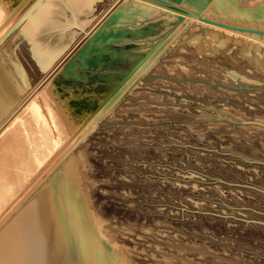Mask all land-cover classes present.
Here are the masks:
<instances>
[{
	"label": "rangeland",
	"instance_id": "obj_1",
	"mask_svg": "<svg viewBox=\"0 0 264 264\" xmlns=\"http://www.w3.org/2000/svg\"><path fill=\"white\" fill-rule=\"evenodd\" d=\"M31 1L0 0L6 17L0 31ZM112 2L96 0L87 18L91 21L81 31L70 18L75 35L69 52L43 82L18 31L0 45V82L10 81L17 92L0 121L27 93L26 103L38 100L45 83L63 114L53 105L47 112L53 123V115L60 118L65 131L54 156L24 183L8 208L18 197H33L46 188L56 211L62 264H84L90 240L87 215L95 219L100 248L93 244L98 250L91 255L92 264H264V38L182 29L147 76L84 133L99 111L84 125L74 124L53 93V76L73 58L75 68L90 73L119 66L123 57L115 52V42L128 38L152 44L176 29L163 13L153 12L160 19L148 16L136 5L127 9L124 1L104 17ZM234 3L237 25L263 28L264 0ZM121 10L130 11L127 22L142 17L148 18L146 24L139 32L127 28L109 35L113 28L100 30L110 14ZM94 22L95 29L84 37ZM58 34L54 30L41 38L60 43ZM105 36L113 47L101 44ZM11 117L8 123L16 115ZM67 147L72 154H64L47 174ZM71 159L77 181L69 173Z\"/></svg>",
	"mask_w": 264,
	"mask_h": 264
},
{
	"label": "bare ground",
	"instance_id": "obj_2",
	"mask_svg": "<svg viewBox=\"0 0 264 264\" xmlns=\"http://www.w3.org/2000/svg\"><path fill=\"white\" fill-rule=\"evenodd\" d=\"M95 1L96 0H32L23 8L22 12L18 14L15 19L10 20V22L3 27V30L0 31V45L15 31H18V36H20L29 46V53L32 61L38 68L39 72L44 74L41 81L43 82L45 78L47 80L49 78L48 76L53 75L58 68L57 66L59 63L64 60V57H66L69 52L68 47L71 43L70 40L74 37L73 35H75V33H72L74 31L73 29L70 30L71 28L69 26H71V23L68 24V21L70 22V18L72 21L73 18V22H75V26L78 25L77 27L79 31L83 30L91 21L87 18L91 14ZM121 1L124 0H113L111 10H113ZM135 5L141 8L145 13L147 12L148 16L153 15L152 17L158 19H160V17L154 15L153 12L159 11L163 13L169 23H173L175 16L179 15L159 6L158 4L145 0H133L131 8L136 7ZM125 7L127 8V5ZM236 12L237 15L235 16L238 17L239 13L238 11ZM102 18L103 17L100 16V19H98L102 21ZM5 19L4 12L0 9L1 28ZM79 19H81V21L78 23ZM183 19L185 21L177 24L175 31L160 43L161 45L159 46L161 48L157 49L153 58L139 71L134 73L132 80L121 90L119 96L116 97L106 109L101 108L83 132L99 123L144 77L147 76L148 72L159 61L165 51L175 42L182 29L187 30L190 27H199V31L201 32L205 30L209 32L215 31L217 33H224L225 35H239L243 36V38L248 36H259V39L264 38V26L263 28H259L256 23L254 24V27L249 25L246 26L244 24L237 25L233 21V16L223 18V23L228 25L234 24L237 27L252 29L261 33L248 34L235 32L201 23L194 18L184 16ZM99 20L97 22H99ZM213 20L217 19L214 17ZM97 22H94L87 32H83L84 37L89 36V34L95 29ZM54 30L59 31V37L62 35V42L59 40L60 43H58L56 40L53 44H49L47 38H41V35L45 34L49 36ZM232 40L234 39H231V41ZM262 48H264V46H262ZM60 56H62L59 59L60 62L59 60L56 61ZM226 74L232 79L242 82V77H239L230 71ZM7 82L8 83H6V81H4V83H2V81L0 82V119L13 104L17 96L16 88L10 86V81ZM44 85L45 86L42 90H39L40 98L38 100L35 101V99H30L31 101L26 103L25 101H27L30 96L29 93H27L25 97L11 109L7 116L0 121V228L6 222V224L0 229V264H62L59 261L60 246L57 234L58 229L54 224L55 220H53L56 211L52 207L51 199L49 198V193L46 188H40L38 193L33 192V197L29 194L30 197H27V194L20 196V198L18 197L16 202L8 208L13 200L12 198L14 196L17 198L18 195L16 194L18 192L20 194L19 190L24 183L32 177V175L38 172L42 164L49 157L54 156L57 139L65 138V131L63 130L60 118L56 119L54 117L56 115H53V123L47 109L50 105H53L57 108L56 110L58 113L63 114V112L62 110L60 111V108L54 103L49 88L45 83ZM243 86L246 85L243 84ZM233 88L236 87L234 86ZM245 88L250 89L249 87ZM36 91L37 90H35V92ZM12 115H16V117H14L13 121L8 123V120H10L8 118H12ZM72 136L74 135L72 134ZM69 148L70 147H67L61 155H58L56 159L54 158L55 160L47 171L51 168L53 169L58 161L63 158L64 154L65 156L66 154L67 156L72 154L71 151L69 152ZM68 166L72 179H75L77 175L76 161L71 159ZM47 171L40 174L39 179L37 178L39 182L45 179ZM49 173L50 172L48 171L47 174ZM75 180L77 181V179ZM43 182L44 181L38 184V186L41 187ZM75 184H77V182ZM32 191L30 194H32ZM64 193L63 195H65ZM73 195H75V192ZM20 206L23 207L21 208ZM11 216L12 218H10ZM87 216V233L89 234L88 237L90 240L87 239L85 245H87V251L89 254H85V260L83 262L84 264H92L93 258L91 255L93 254L94 249L98 250L100 248L93 228L95 219L92 218L91 220L89 218L90 215ZM8 219L10 220L7 222ZM93 244L97 246L98 249H96L95 246L93 247ZM95 253L96 252H94V254Z\"/></svg>",
	"mask_w": 264,
	"mask_h": 264
},
{
	"label": "water",
	"instance_id": "obj_3",
	"mask_svg": "<svg viewBox=\"0 0 264 264\" xmlns=\"http://www.w3.org/2000/svg\"><path fill=\"white\" fill-rule=\"evenodd\" d=\"M153 2L159 6L179 14L175 16V20L170 26L174 28L180 22L185 21L184 16L194 18L201 23L213 25L222 29L235 32L260 34L256 30L240 28L234 24L228 25L223 23V18L237 15L234 0H145ZM127 9H131L133 0H124ZM103 15L107 16V13ZM130 11L127 13L122 10L118 13L110 14L101 26V29L111 27L112 30L106 33L109 35L117 30L127 28L138 31L143 27L144 21L148 18H137L132 22L125 20L128 18ZM153 16V15H152ZM217 20H213V18ZM134 18V17H133ZM121 22V25L118 23ZM149 23V22H148ZM114 26V27H113ZM107 30V29H106ZM139 32V31H138ZM166 34V31L164 32ZM109 37V36H108ZM108 37H103L100 42L104 46H112V42ZM165 36H160L152 44H145V41L124 39L115 42L118 53L122 55V63L118 66H106L99 68L93 73L79 71L74 66L73 59L68 60L66 64L57 72L51 84L54 87L53 93L56 94L62 108L74 124L79 126L87 123L101 108L106 109L111 102L119 96L121 90L132 80L135 72L139 71L148 61L153 58L154 53L161 47V41ZM155 37H151L153 39ZM132 41L133 46H129L127 42ZM147 42V41H146ZM94 45V44H93ZM95 52L98 49L94 50ZM117 54V53H116ZM76 55V54H75ZM119 58V56H117ZM76 59V57H75ZM108 65V64H106ZM78 69V70H77ZM49 77V76H48Z\"/></svg>",
	"mask_w": 264,
	"mask_h": 264
},
{
	"label": "crops",
	"instance_id": "obj_4",
	"mask_svg": "<svg viewBox=\"0 0 264 264\" xmlns=\"http://www.w3.org/2000/svg\"><path fill=\"white\" fill-rule=\"evenodd\" d=\"M66 14H67V12H66ZM209 32V31H208ZM72 43V42H71ZM69 47H70V45H69Z\"/></svg>",
	"mask_w": 264,
	"mask_h": 264
}]
</instances>
